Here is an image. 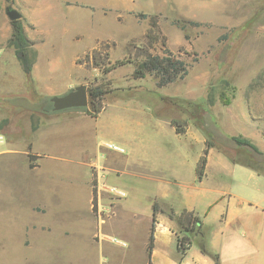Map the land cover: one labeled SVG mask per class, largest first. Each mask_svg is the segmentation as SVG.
<instances>
[{
	"label": "rangeland",
	"instance_id": "374dc122",
	"mask_svg": "<svg viewBox=\"0 0 264 264\" xmlns=\"http://www.w3.org/2000/svg\"><path fill=\"white\" fill-rule=\"evenodd\" d=\"M14 2L32 35L29 46L32 57L81 54L100 39L109 45L112 61L123 58L131 41L145 44L149 20L138 15H157L167 46L190 65L185 78L158 87L151 74L134 80L132 64L103 74L99 68L81 60L84 53L78 58L85 67L80 84L88 88L101 84L109 91L105 99L111 92L130 89V97L113 101L111 111H120L118 106L133 103V116L140 113L137 106L147 105L165 118L186 120L204 130L215 147L264 172V153L238 146L230 138L233 135L248 138L253 134L264 142V0H52L46 30H40V25L34 22L38 17L33 15V6L25 0H6V6ZM2 3L0 0V24L5 15ZM155 52L162 53L161 44ZM15 57L14 46L0 41V133L5 135L0 150L6 151L0 155V183L15 187L7 193L10 198L7 209L0 212V241L5 246L2 264L109 262L107 249L105 252L86 249L83 246L86 241L79 232L64 231L67 227H77L66 218L87 213L85 191L75 187L76 176L61 175L62 167L55 164L68 163L72 170L78 166L86 154L82 138L89 134V130L84 131L88 124L66 125L64 132L58 126L45 134L51 117L65 110L50 112L51 96L38 94L35 82L23 76L22 65L14 62ZM68 63L71 67L72 63ZM5 72L11 78L10 87L15 86L16 90H2L1 86L6 84ZM89 144L85 146L87 151L91 152L92 148L96 154L97 143L89 140ZM40 161L43 166L39 169ZM28 169L34 172L29 178L24 176ZM94 178L97 192L100 184H108L99 175ZM55 183L65 186L64 194L69 197L61 210L49 216V221L56 222L55 230L27 231V225L39 220L25 208L26 202L35 200L28 185ZM99 194L97 208L92 213L108 215L111 210L105 201L113 194L106 191ZM150 195L146 190H133L128 206L119 214L129 216L139 210L144 217L149 210ZM36 210L41 214L40 207ZM44 218H41L43 223ZM27 233L34 238V244L24 249L22 240ZM26 241L31 242L29 238ZM114 255L123 257L116 251L110 257Z\"/></svg>",
	"mask_w": 264,
	"mask_h": 264
},
{
	"label": "crops",
	"instance_id": "0c3cea01",
	"mask_svg": "<svg viewBox=\"0 0 264 264\" xmlns=\"http://www.w3.org/2000/svg\"><path fill=\"white\" fill-rule=\"evenodd\" d=\"M25 1L33 6V15L38 17L34 22L40 25V30H46L52 0ZM2 6L4 10L6 0H3ZM4 14L0 24L1 42L9 41L12 35L11 20ZM24 30L30 39L32 35L25 24ZM84 53L69 57H33L30 78L35 82L38 94L48 97L62 95L80 84L81 78L85 76V67L77 60ZM14 62L21 64L17 57ZM68 62L72 63L71 67ZM22 70L26 78L23 66ZM6 73V84L1 86L2 90H16L15 86L10 87L11 78ZM119 92L110 93L97 117L79 109H70L52 116L51 125L45 128L44 133L49 134L58 126L64 132L66 125L79 124L83 127L88 124L84 131L89 130V134L83 135L82 141L86 143L85 146L90 145L89 140L96 142L98 147L94 154L92 148L88 152L84 146L86 154L80 158L74 170L68 163L55 164L62 167L61 175L76 176L78 184L75 187L78 191H85L87 213L66 218L77 227H67L64 231L79 232L86 241L83 244L86 249H100L104 252L107 249L110 261L106 263L109 264H149V261L150 264H264V172L234 160L214 146L208 153L205 175L199 179L197 165L206 146L204 130L187 122L186 132L178 133L171 122L173 117L160 116L154 112L153 107L147 108V105L137 106L140 113L136 116L132 114L135 109L133 103L118 106L124 112L111 111L113 101L131 95L128 93L130 89H120ZM248 138L264 153V142L260 136L252 134ZM104 143L117 145L121 150L103 146ZM3 154L6 151L0 150V155ZM42 166L40 161L38 168ZM28 170L24 176L29 178L34 172ZM49 174L52 175V172ZM96 175L101 176V181L124 192V197L113 195L109 201H105L111 210L105 216L92 213L94 189L97 190L94 187ZM29 185L28 189L33 190L35 200L32 203L26 202L25 208L39 220L27 225V231L55 230L56 222L49 221V216L56 214L55 210L62 208L69 198L64 194L67 188L57 183ZM13 188L0 183V212L7 209L10 200L7 193L13 191ZM135 189L151 193L149 210L144 217L139 210L129 216H121L119 212L128 206L131 192ZM101 192L98 188L97 193ZM155 201L159 202L164 211L155 215L154 245L149 253ZM19 204L22 207L24 205L23 202ZM37 207L42 209L41 214L37 212ZM184 208L196 211L203 218V236L210 251L218 257V262L214 256L202 252L197 241L184 254L179 250L178 236L183 233L178 220L170 217L169 210L180 213ZM44 216L46 219L43 223L41 218ZM28 238L31 240L29 243L26 241ZM22 244L24 249L33 246L34 238L30 233L26 234ZM0 245L2 264L1 255L5 248L3 241H0ZM114 251L123 254V257L114 255L111 258Z\"/></svg>",
	"mask_w": 264,
	"mask_h": 264
},
{
	"label": "trees",
	"instance_id": "16d2710c",
	"mask_svg": "<svg viewBox=\"0 0 264 264\" xmlns=\"http://www.w3.org/2000/svg\"><path fill=\"white\" fill-rule=\"evenodd\" d=\"M138 16L142 19L148 18L149 20V27L144 36V45H137L135 42L131 41L128 45L126 56L112 61L109 45L106 44L105 41H97L96 45L88 50L81 60H84V63L88 66L92 65L93 67L99 68L103 74H109L120 66L132 64L134 69L131 76L134 80L145 78L147 75L151 74L156 79V85L158 87H164L178 79L185 78L189 72L190 65L167 46V37L160 29L158 16L147 13H140ZM11 25L12 35L8 44L14 46L16 56L21 62L24 71L31 77L33 57L30 55L29 46H31L32 43L26 36L22 19L12 20ZM159 44L162 45V53L155 52ZM77 62L81 63L82 61L78 59ZM88 91L89 109L92 112V116L97 117L104 108L105 95L109 93V91L101 84L88 88ZM171 122L176 127L178 133L184 134L186 132V120L173 118ZM230 138L234 140L238 146H248L255 150V152L261 153L257 146L248 138L241 136H231ZM214 146L215 143L206 138V146L197 165L199 179H202L205 175L208 153L210 148ZM93 202L95 211L97 208V190L95 189ZM153 209L154 222L148 244L149 253H151L154 245L155 215L158 212L164 211L158 201L154 202ZM169 215L171 218L177 219L181 226V232L183 234L178 236V248L183 254L192 246L194 241H197L202 252L214 256L216 261H219L218 257L213 255L208 247L203 236V218L196 211L184 208L180 213H176L173 209H170Z\"/></svg>",
	"mask_w": 264,
	"mask_h": 264
},
{
	"label": "water",
	"instance_id": "95a60500",
	"mask_svg": "<svg viewBox=\"0 0 264 264\" xmlns=\"http://www.w3.org/2000/svg\"><path fill=\"white\" fill-rule=\"evenodd\" d=\"M5 12L11 21L23 18V13L12 4L6 6ZM50 101L52 103L50 112L79 109L92 115L89 109V91L86 84H79L65 94L53 95L50 97Z\"/></svg>",
	"mask_w": 264,
	"mask_h": 264
},
{
	"label": "built area",
	"instance_id": "2783aa9c",
	"mask_svg": "<svg viewBox=\"0 0 264 264\" xmlns=\"http://www.w3.org/2000/svg\"><path fill=\"white\" fill-rule=\"evenodd\" d=\"M2 143H5V135L0 133V144H2ZM104 145L109 147V148L121 150L120 147L117 145H113V144H109V143H104ZM99 188L101 191L109 192V193L116 195L118 197H124V192L115 186L108 185V184H102V185L100 184Z\"/></svg>",
	"mask_w": 264,
	"mask_h": 264
},
{
	"label": "flooded vegetation",
	"instance_id": "af4514ba",
	"mask_svg": "<svg viewBox=\"0 0 264 264\" xmlns=\"http://www.w3.org/2000/svg\"><path fill=\"white\" fill-rule=\"evenodd\" d=\"M13 5V4H12ZM14 6V5H13ZM15 7V6H14ZM17 8V7H16Z\"/></svg>",
	"mask_w": 264,
	"mask_h": 264
}]
</instances>
